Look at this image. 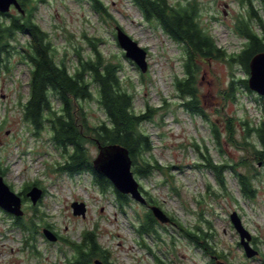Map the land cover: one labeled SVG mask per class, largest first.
I'll return each instance as SVG.
<instances>
[{"label":"rangeland","instance_id":"rangeland-1","mask_svg":"<svg viewBox=\"0 0 264 264\" xmlns=\"http://www.w3.org/2000/svg\"><path fill=\"white\" fill-rule=\"evenodd\" d=\"M169 1L173 5L193 2L202 26L217 44L228 53L240 52L244 39L235 25L249 9L247 0ZM103 2L113 18L97 12L90 0H43L37 4L35 21L49 34L58 62L64 61L71 72L79 57L92 56V42L96 43L105 58L123 65L121 77L135 94L136 111L156 109L143 129L153 141L150 157L158 160L163 169L148 177L134 174L147 199L152 197L158 204L144 205L132 199L122 207L113 183L103 191L93 173L70 174L61 170L65 157L54 145L48 123L39 132L24 118L32 66L17 52L24 48L29 36L18 34L12 41L16 48L5 63H0V167L5 170L3 176L11 188L23 193L24 221H34L37 228L27 231L15 226V217L0 207V264H73L77 253L71 243L80 242L85 230L95 232L100 245L110 251L108 261L113 264H160L158 259L163 264H216L212 254L187 236L178 223L204 236L199 239L201 245L218 249L230 264H264V164L254 162L253 198L244 196L232 169L224 172L223 187L211 169L200 166L204 163L202 154L210 156L215 164L230 165L245 154L225 140L220 145L214 137L213 124L224 131L227 117L264 120V96L243 87L237 102L225 101L221 93L229 82L248 79L249 74L238 64L230 66L224 60L214 59L200 63L197 76L198 96L206 116L189 111L176 86V80L185 73L183 46L156 21H147L132 0ZM252 2L264 17L260 0ZM10 13L19 11L12 7ZM5 21V16H0V22ZM116 25L148 50L146 73L126 57L116 39ZM94 95L98 96L96 91ZM52 101L59 108V102ZM80 103L92 125L105 119L97 98ZM196 145L204 151H198ZM88 149L94 159L98 155L97 145L89 143ZM238 168L245 171V167ZM27 185L44 189V196L35 205L25 196ZM74 201L85 203V216L74 215ZM148 205L160 206L176 219L175 224L159 221L156 232L140 233ZM234 211L259 251L254 258L246 256L240 243V234L230 217ZM44 228L61 239L50 241L43 234Z\"/></svg>","mask_w":264,"mask_h":264},{"label":"trees","instance_id":"trees-1","mask_svg":"<svg viewBox=\"0 0 264 264\" xmlns=\"http://www.w3.org/2000/svg\"><path fill=\"white\" fill-rule=\"evenodd\" d=\"M24 13H0L6 21L0 22V63H5L10 57L12 41L18 34H27L29 40L19 55L32 66L30 75V94L24 106L25 120L40 132L46 123L52 131V141L65 157L61 170L70 174L88 171L94 174L96 182L105 191L112 186V182L98 173L92 163L88 144L98 147L102 145L121 144L130 152L133 160V171L137 175L150 176L155 170L163 169L158 160L150 156L154 148L149 133L143 129L145 122L153 118L156 109L148 107L145 112L138 113L135 108V94L128 88L121 77L123 65L112 59L105 58L104 54L93 43L94 52L88 58L79 57L71 72L64 61L58 62L56 49L53 47L49 34L35 21V12L38 2L43 0H19ZM93 8L103 16L113 18L103 0H90ZM142 11L147 21H156L157 24L173 40L184 48V77L176 80L178 91L185 99L183 106L193 113L206 116L200 97L198 96L197 76L202 62L224 60L230 66L238 64L244 72L250 73L252 57L264 51V17L255 9L252 0H247L249 9L246 14L238 18L235 30L244 39V45L238 53H228L220 47L214 37L204 28L199 19L198 7L191 1L173 5L169 0H132ZM245 1V0H243ZM264 10V0H260ZM255 20V23L252 22ZM144 76V75H143ZM248 89L247 78L232 79L227 88L222 91L225 101L237 102L239 91ZM96 91L97 97L94 92ZM97 98L105 119L97 125L90 123L82 100ZM264 99V97H261ZM52 99L57 100L60 106L55 108ZM225 130L213 124V134L221 145L225 140L237 149L245 152L234 165L229 163L215 164L210 156L202 154L204 163L200 166L211 169L221 186H225L224 172L232 169L244 196L253 198L256 187L255 163L264 159V120L255 122L248 117H227L224 121ZM198 151H204L196 145ZM208 151V149H206ZM246 154L248 156H246ZM238 167H245L241 171ZM0 174L5 170L0 167ZM31 186H26V193ZM142 191L143 188L141 187ZM114 192L122 207L129 204L132 198ZM23 194V193H22ZM149 203L158 204L156 199L149 197ZM174 220H176L174 218ZM178 222V221H177ZM16 226L27 231H36L37 224L25 222L19 217ZM159 221L148 209L141 219L139 232L152 234L158 230ZM187 236L199 242L198 233L184 228ZM47 226H50L47 224ZM206 235V234H205ZM200 244V243H199ZM198 244V245H199ZM71 246L77 255L73 264H92L95 258L110 259V251L104 249L93 230H85L80 242H72ZM202 246V245H201ZM212 254L225 258L222 252L211 246H204ZM158 263L163 264L161 259ZM113 264V263H111Z\"/></svg>","mask_w":264,"mask_h":264},{"label":"water","instance_id":"water-1","mask_svg":"<svg viewBox=\"0 0 264 264\" xmlns=\"http://www.w3.org/2000/svg\"><path fill=\"white\" fill-rule=\"evenodd\" d=\"M14 7L24 13L19 0H0V13L5 14ZM116 39L125 52L126 57L131 59L142 73L149 69L148 50L142 47L131 35H129L120 25H116ZM249 88L260 96H264V51L256 53L250 61V73L248 78ZM94 169L107 177L114 187L122 194L129 195L133 200L148 204V199L144 195L140 183L135 177L133 171V160L129 150L121 144L102 145L98 143V155L92 160ZM264 164V159L258 163L259 166ZM26 196L32 203L37 204L44 196V189L38 185H33L27 192ZM0 207L7 213L15 217L24 215L23 198L14 191L5 181L4 176L0 175ZM74 215L86 214V205L84 202L74 201L72 203ZM158 221L168 223L171 217L158 205H150ZM231 220L240 234V243L242 244L245 254L248 258H254L259 251L252 244V235L243 225L239 214L234 211ZM44 236L52 242L57 241V235L49 228L43 229ZM211 258L216 264H230L226 259L212 254ZM95 264H103L102 261L96 260Z\"/></svg>","mask_w":264,"mask_h":264},{"label":"flooded vegetation","instance_id":"flooded-vegetation-1","mask_svg":"<svg viewBox=\"0 0 264 264\" xmlns=\"http://www.w3.org/2000/svg\"><path fill=\"white\" fill-rule=\"evenodd\" d=\"M0 175H2L3 176V174H0ZM18 193V192H17ZM18 194H20L21 196H22V198H23V195H22V193H18ZM25 196H26V193H25ZM27 197V196H26ZM29 198V197H28ZM23 201H24V198H23ZM149 206V205H148ZM9 215H11V216H14V215H12V214H10V213H8ZM15 217V216H14ZM171 217V221L169 222V224H175V220H174V217L173 216H170ZM18 218L19 217H15V223H16V221L18 220ZM15 226H16V224H15ZM17 227H19V226H17ZM20 228V227H19ZM56 234V233H55ZM57 235V241L58 240H60L61 239V236H59L58 234H56ZM252 242H253V240H252ZM200 242H198V244H199ZM254 243V242H253ZM199 246H201V243L199 244ZM203 249H205L206 250V248L204 247V246H201ZM75 250V249H74ZM76 251V250H75ZM207 251V250H206ZM208 252V251H207ZM77 253V252H76ZM209 253V252H208ZM210 254H212V253H210ZM77 255V254H76ZM74 258H75V256H74ZM96 260H100V261H102V263L103 264H111V262H109L108 260H105V259H100V258H95L94 260H93V263L92 264H95V261Z\"/></svg>","mask_w":264,"mask_h":264}]
</instances>
